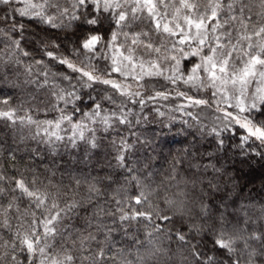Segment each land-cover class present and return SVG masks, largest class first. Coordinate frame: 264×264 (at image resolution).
Segmentation results:
<instances>
[{
	"label": "snow or ice",
	"instance_id": "6c2138e0",
	"mask_svg": "<svg viewBox=\"0 0 264 264\" xmlns=\"http://www.w3.org/2000/svg\"><path fill=\"white\" fill-rule=\"evenodd\" d=\"M0 83L15 91L0 96V123L21 131L6 151L0 141V264H264V200L242 199L247 185L220 161L264 159V0H0ZM95 84L124 99L89 92L82 109ZM170 98L210 147L138 166L139 138L124 133ZM201 106L219 122L184 111ZM65 123L72 147L116 132L112 159L65 179L37 148L24 155L26 139L55 155Z\"/></svg>",
	"mask_w": 264,
	"mask_h": 264
},
{
	"label": "trees",
	"instance_id": "16d2710c",
	"mask_svg": "<svg viewBox=\"0 0 264 264\" xmlns=\"http://www.w3.org/2000/svg\"><path fill=\"white\" fill-rule=\"evenodd\" d=\"M98 63L102 68L108 62L99 61ZM65 71H67V69H65ZM110 78L118 80L123 79L117 77L115 73H113ZM144 82L154 85L156 88H160L163 84L162 80L156 78L151 80L146 78ZM63 83L64 85L67 84V82ZM132 83L134 84V82ZM180 87L184 91H189V89L183 85H180ZM149 91H151V89H149ZM89 92H91L92 96L97 97L98 99L105 95H113L118 101L124 99V97L116 94L115 90L111 87L102 84H95L92 89L83 90V95L86 99L84 104H81L80 106L84 110H88L87 105L91 103V101L87 100V94ZM190 94L196 95L197 93L190 92ZM8 95L15 96L14 89L9 84L0 83V96ZM199 95L204 96L205 98L208 97L207 92H201ZM173 96H175L174 92ZM44 98L43 95L39 97V99ZM185 103H187V101L181 98H170L167 101H158L156 106L160 107L161 111L165 112L163 117L158 116L150 104L144 109V112L141 113L142 116L145 114L147 115V120L139 125H135L133 128L136 135L132 136L130 133H124L127 134L129 139L133 142L137 140V137L139 138V142L135 143L134 149L130 153V158L138 166H143L147 163L149 167L160 166L167 168L168 164L177 153L182 154L185 150L191 153H202L205 149L210 147L208 143L210 138L201 136L200 132L197 131L199 125H197L196 121H192L190 117L184 115L181 111L176 110L177 105ZM40 106L44 107L43 104ZM108 106L112 107L110 104ZM136 110L139 111L138 108ZM184 111L198 113L201 121L209 127L213 123L219 122L215 119L219 113H216L213 109L205 106L195 109L187 108L184 109ZM57 116L58 113L50 111L46 116L43 113H40L37 118L41 120L54 119ZM185 120H188L189 123L194 126L189 127L183 123ZM91 127H99L102 129V126L100 125H91ZM62 128L64 130L60 134L65 136V140L56 144L55 155L50 153L46 145H37L35 141L30 139H26L25 144L20 145L22 149H26L24 155H30L31 150L37 148L40 156L43 158L42 160H38L37 163L51 164L55 161L63 171L65 179H67L69 174L78 175L81 173L87 174L88 172L99 171L101 165H106L108 161L112 159L108 137L111 136L112 138H116V132L109 131L105 133L103 130L97 131L96 137L100 147L97 149H89L88 145L83 141H77V146L72 147L67 140V137L72 134L71 126L65 123L62 125ZM22 131L26 136L30 135L28 129ZM20 135L21 131H13L12 129L5 127L3 123H0V141L4 142L5 151L7 148L15 146L14 139L18 140ZM90 135H92V133L85 130V136L87 137ZM220 161L224 167L234 168L236 170L235 174L241 177L240 184L247 185V190L244 192L242 199L252 198L254 200H264V159L256 156L243 158L236 156L233 153H228L227 156L221 155ZM132 191H135V189H132Z\"/></svg>",
	"mask_w": 264,
	"mask_h": 264
},
{
	"label": "rangeland",
	"instance_id": "374dc122",
	"mask_svg": "<svg viewBox=\"0 0 264 264\" xmlns=\"http://www.w3.org/2000/svg\"><path fill=\"white\" fill-rule=\"evenodd\" d=\"M124 83H128V82H124Z\"/></svg>",
	"mask_w": 264,
	"mask_h": 264
}]
</instances>
